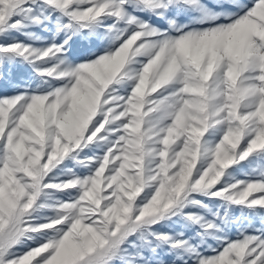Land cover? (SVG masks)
Here are the masks:
<instances>
[{"label":"snow or ice","instance_id":"6c2138e0","mask_svg":"<svg viewBox=\"0 0 264 264\" xmlns=\"http://www.w3.org/2000/svg\"><path fill=\"white\" fill-rule=\"evenodd\" d=\"M0 264H264V0H0Z\"/></svg>","mask_w":264,"mask_h":264},{"label":"rangeland","instance_id":"374dc122","mask_svg":"<svg viewBox=\"0 0 264 264\" xmlns=\"http://www.w3.org/2000/svg\"><path fill=\"white\" fill-rule=\"evenodd\" d=\"M241 178H243V177H241Z\"/></svg>","mask_w":264,"mask_h":264}]
</instances>
